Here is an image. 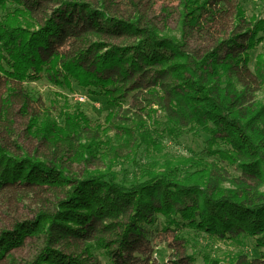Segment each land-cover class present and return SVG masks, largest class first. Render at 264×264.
Here are the masks:
<instances>
[{
    "label": "trees",
    "instance_id": "obj_1",
    "mask_svg": "<svg viewBox=\"0 0 264 264\" xmlns=\"http://www.w3.org/2000/svg\"><path fill=\"white\" fill-rule=\"evenodd\" d=\"M179 4L190 33L215 36L201 56L155 25L114 16L103 4L0 0V200L10 203L9 211L26 201L41 207L33 218L10 214L0 229V262L142 264L152 251L150 226L162 217L166 230L255 239L260 255L235 261L264 264V102L254 97L264 85V50L251 68L264 20L247 19L239 0ZM125 37L130 43L114 41ZM43 78L62 88L77 85L119 109L141 87L158 90L163 95L154 103L166 112L170 131L204 132L208 155L237 166L242 177L235 188L222 187L215 162L190 158L155 159L133 181L121 178L114 168L123 147L102 136L111 129L67 107L58 121L23 87ZM16 112L27 120L34 152L1 136L15 134ZM135 123L116 126L122 145L158 148L146 122ZM97 159L104 166L90 169Z\"/></svg>",
    "mask_w": 264,
    "mask_h": 264
},
{
    "label": "rangeland",
    "instance_id": "obj_2",
    "mask_svg": "<svg viewBox=\"0 0 264 264\" xmlns=\"http://www.w3.org/2000/svg\"><path fill=\"white\" fill-rule=\"evenodd\" d=\"M95 2L97 6L106 5L107 10L114 16L135 21L140 19L155 25L161 33L176 37L183 47L199 56L203 55L214 43L215 36H209L199 32H189L182 14L179 0H86ZM240 6L245 12L247 19L256 18L264 20V0H239ZM51 7V5H49ZM102 7V6H101ZM5 12L0 9V16ZM116 43H130L128 38H117ZM264 50V42L259 44L251 53V68L255 70L257 56ZM255 92V101L264 102V85H259ZM34 100L40 99L39 105L48 108L54 117L61 122L59 113L64 108L72 111H79L86 114L93 125H101L103 128H110L111 131L103 138H110L114 145L122 148V157L116 161L115 170L120 173L121 178L133 181L140 176L141 170L157 159L162 164L165 160L179 162L190 158L203 159L208 162H215L218 176L222 187L235 188L237 180L242 177V171L237 166H232L220 161L216 157L208 155L207 136L204 132L186 128L180 131L171 132L167 123L166 112L161 105L154 102L163 94L153 89L141 87L131 93L123 102L122 108H115L108 104L104 97L95 96L88 91L74 85L72 89L62 88L49 82L46 78L39 81H29L23 84ZM85 96L86 101L82 102L80 97ZM4 98L0 97V103ZM32 108V107H31ZM18 110V106L14 107ZM110 113L114 114L112 121L107 120ZM110 119V118H109ZM142 119L146 122L148 131L158 142V148L148 147L137 141L135 146L127 147L122 145V138L116 134L119 130L116 126L120 124L133 125L135 121ZM14 129L15 134L8 136L2 133L8 140L14 139L19 142L25 150L34 152L36 144L29 137L26 131V118L16 112ZM137 130V129H135ZM2 136V137H3ZM4 138V137H3ZM140 143V144H139ZM225 148L224 145H221ZM104 166L103 159H97L91 164L90 169ZM184 166V164H183ZM161 169V168H160ZM73 170L84 173L82 166H74ZM264 190V185L261 188ZM10 203L0 200V229L11 222L10 214L17 213L21 217L33 218L41 207L36 201H26L12 206ZM164 218L159 217L158 222L150 226V240L152 251L145 256L147 261L142 264H204V258L209 255L217 258L226 264H238L236 257L243 258L258 257L262 248L256 246L255 239H242L241 242L233 240H219L210 238L205 233H199L191 228L167 229ZM28 254L29 250L21 251ZM98 256L106 262L107 258L102 251H95ZM235 261V262H234ZM234 262V263H233ZM0 264H7L5 261Z\"/></svg>",
    "mask_w": 264,
    "mask_h": 264
},
{
    "label": "built area",
    "instance_id": "obj_3",
    "mask_svg": "<svg viewBox=\"0 0 264 264\" xmlns=\"http://www.w3.org/2000/svg\"><path fill=\"white\" fill-rule=\"evenodd\" d=\"M253 1H260V0H253ZM80 100H81L82 102H84V101L87 100V98H86L85 96H82V97H80Z\"/></svg>",
    "mask_w": 264,
    "mask_h": 264
}]
</instances>
